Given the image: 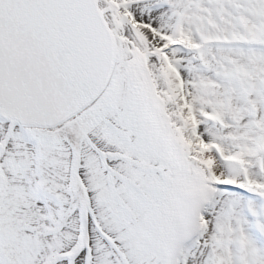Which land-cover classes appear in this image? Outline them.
I'll use <instances>...</instances> for the list:
<instances>
[{
  "label": "snow or ice",
  "instance_id": "obj_1",
  "mask_svg": "<svg viewBox=\"0 0 264 264\" xmlns=\"http://www.w3.org/2000/svg\"><path fill=\"white\" fill-rule=\"evenodd\" d=\"M0 264H264V0H0Z\"/></svg>",
  "mask_w": 264,
  "mask_h": 264
}]
</instances>
